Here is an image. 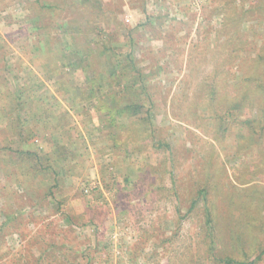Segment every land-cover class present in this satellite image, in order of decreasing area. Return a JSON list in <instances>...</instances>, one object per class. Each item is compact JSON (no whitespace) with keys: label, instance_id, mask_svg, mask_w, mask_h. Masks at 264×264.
<instances>
[{"label":"rangeland","instance_id":"obj_1","mask_svg":"<svg viewBox=\"0 0 264 264\" xmlns=\"http://www.w3.org/2000/svg\"><path fill=\"white\" fill-rule=\"evenodd\" d=\"M68 27L82 46L130 53L123 68L140 69L148 96L105 55L96 96L84 59L52 68ZM260 49L264 0H0V264H264V113L238 91ZM138 94L151 101L116 116L114 145L97 99ZM17 113L32 136H17ZM72 141L75 157L57 160ZM5 145L36 154L23 174Z\"/></svg>","mask_w":264,"mask_h":264},{"label":"trees","instance_id":"obj_2","mask_svg":"<svg viewBox=\"0 0 264 264\" xmlns=\"http://www.w3.org/2000/svg\"><path fill=\"white\" fill-rule=\"evenodd\" d=\"M48 7H49V9L54 8L52 4H49ZM111 33L114 34V32H112V31H111ZM67 35H68L67 37L63 38V43H62L61 47L59 49L57 48L56 50H54V52L52 53L51 56L49 55L51 58H48V61H50L52 68H55L57 66V64L60 62H64L65 64L72 66V65H75L79 60L84 59L85 63L82 66H79V68H81L82 70H85V72L92 70V72H93V73L91 72L92 76L91 77L87 76L88 81H87V83H85V85L90 87L89 90H91V91L89 93L96 96V93H99L102 91L101 88H102L103 84L101 81H98L99 76L101 75L100 73L102 71H97L96 67H93L95 65L94 61L96 59L101 60L102 55H105L107 57V64L109 65V68H110V70H108V74L114 75V76L118 75V76H121L123 78H126V80L128 81V84H131L132 89H137V90H139V93L141 92V93H143L144 96H148V94L145 91V85H144L143 80L141 78L140 69L137 68L136 70H128V69L123 68L124 62L131 60L130 53L121 54V52H119V53L114 54L115 57L112 58L111 56L109 57V55L107 54L108 53L107 49L111 50L110 46H106L105 44H99V46H98V45H96L94 43H90V42H85L86 45L82 46L79 43L77 34L72 32V29L69 27H68V34ZM96 51L98 53H96ZM56 54H60V57L58 59H56ZM246 58H247V60H250L253 62L254 67L252 68L251 71H249L247 73V76H244V84H241L242 86H240V90H238V91H239V94H241L243 97H248L250 99L252 97H254V99L252 98L253 100L257 99V95H258L259 96V98H258L259 107H260L262 113H264L263 112L264 107L262 105V103H263L262 93H264V83L262 80L263 76L259 73L256 74L257 73L256 68L259 66L262 67V72L264 74V49H260L255 54V56L249 55ZM56 60H57V62H56ZM105 64H102V65L104 66ZM57 81L59 83L62 82L61 80H57ZM63 83H65V82L63 81ZM62 87L64 89L65 86L62 85ZM86 90H88V89L83 87L82 89H80V92L87 93ZM260 90H262V91H260ZM102 94H103L102 97L106 96V93H102ZM139 95L140 94L136 95L134 100H130V101L125 100L122 103L120 101H118L114 95H112V98L114 99V104H108L106 101L103 102L102 99L98 97L99 99H97V100L100 101L101 105L104 108H106L105 109L106 115L104 117H102L101 120L104 121L105 123H108L111 127H114V132L109 134V138H110V140L113 141L114 145H116L115 141H116L117 132L121 131L120 130L121 126L119 124H117L115 121L116 116L119 114L120 115L124 114V112L130 113L132 111L133 107H136V108L144 107L145 106L144 100L149 101V102L151 101L150 98L142 99ZM238 101H239V99H237L236 102H238ZM16 104L18 105L17 108L19 110L25 109V107L22 105V101L19 100L18 97L16 99ZM237 105H239V104H237ZM229 108H230V106H229ZM28 113H29L28 110L23 112V114H26V115ZM44 114L47 115L46 109L40 107L41 123L49 122V123H47L48 125H53L52 123L55 122V124L59 125V127L64 126V123L61 120H62L63 116L65 117V114H63L61 117H59L58 115L51 116L53 118L51 120L42 118V116ZM146 114L147 115H145L143 118H141L142 123H145L149 119V116H148L149 115V109H146ZM17 115L18 116L16 119V123H17L16 128H20L18 130V132L16 133L17 136L21 139L24 138V134H22V131L24 128L27 131V133H25V134H27L28 137L32 136L33 131L28 132V129L24 125L25 124L24 122L27 121L28 117L26 116L24 118H21L20 113H17ZM32 116H34L32 118H34L35 121L36 120L40 121L39 115H36L35 112L32 114ZM45 117L48 118V116H45ZM254 123H255L254 120H250V126H252V128L254 126ZM254 131L255 130L253 128V132ZM68 146H69V147H67L68 151H69L68 154H67V150H66V152H64L65 154H63L64 156H62V158H60L58 156L56 157L57 160H61V161L65 160L67 156H71L72 158L75 157L76 152L80 148V145L78 143H76V145H75L74 142L72 141V142H70V144H68ZM3 149H4V151H6L8 153L7 154L8 155L7 162H6L7 165L16 164L15 169H17L18 168L17 166H19V172H18L19 174H23L22 166L20 167L21 164L18 163L19 160L22 158V155L25 156V154H27V156L23 158V162L27 161L26 158L29 159L32 155H36L33 152H29L28 150L21 149L19 147L13 149V148L9 147L8 145H5ZM35 163L41 164L42 161L40 159H38L35 161ZM49 167H50V165H49ZM7 174L10 175L9 174V166H6V168H5V175H7ZM19 174H17V176ZM200 195H201V192H199V197H200ZM197 201L198 200H196V199L192 200V203H193L192 205H195V203H197ZM204 215H205L206 224L209 223L208 224L209 235L212 236V231H211L212 216H211V212L208 208L205 209ZM209 226H210V228H209ZM211 242H212V240H211ZM211 242L209 241V244H208L209 250L211 249V247H210ZM259 257L260 256H257L253 260L236 259L233 257H228L226 259H220L219 261L222 264H257ZM196 263L198 264L199 262H196Z\"/></svg>","mask_w":264,"mask_h":264}]
</instances>
